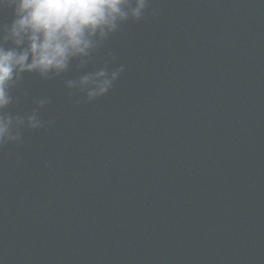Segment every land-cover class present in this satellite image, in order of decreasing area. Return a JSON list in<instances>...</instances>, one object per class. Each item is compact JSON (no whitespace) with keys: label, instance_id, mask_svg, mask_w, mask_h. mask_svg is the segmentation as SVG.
<instances>
[{"label":"water","instance_id":"1","mask_svg":"<svg viewBox=\"0 0 264 264\" xmlns=\"http://www.w3.org/2000/svg\"><path fill=\"white\" fill-rule=\"evenodd\" d=\"M76 64L11 91L49 103L0 148V264H264V0H149Z\"/></svg>","mask_w":264,"mask_h":264},{"label":"clouds","instance_id":"2","mask_svg":"<svg viewBox=\"0 0 264 264\" xmlns=\"http://www.w3.org/2000/svg\"><path fill=\"white\" fill-rule=\"evenodd\" d=\"M148 6L149 0H0V9H11L13 16L0 28V148L19 142L25 127H42L38 109L47 99L36 101L31 114L10 116L5 111L18 102L11 91L25 73L50 80L74 61L86 68L94 50L122 24L143 19ZM123 70L109 71L105 65L66 80L65 87L93 100L109 92Z\"/></svg>","mask_w":264,"mask_h":264}]
</instances>
